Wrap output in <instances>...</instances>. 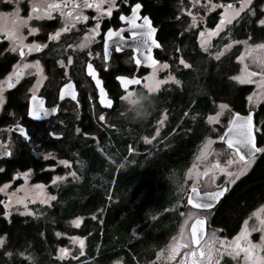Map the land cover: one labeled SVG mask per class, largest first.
Here are the masks:
<instances>
[{"label": "trees", "instance_id": "obj_1", "mask_svg": "<svg viewBox=\"0 0 264 264\" xmlns=\"http://www.w3.org/2000/svg\"><path fill=\"white\" fill-rule=\"evenodd\" d=\"M176 2L161 0L153 13L160 24L159 38L168 49L161 59L167 60L169 69L181 83L165 85L155 92L158 103L146 121L125 123L119 118L116 100L114 109L107 112L106 121L96 119L97 113L90 106L79 121L70 117L69 127L60 139L47 136L42 123L31 127L33 140L46 143L47 149L73 162L77 176L58 187L51 186L56 200L50 205L34 206L35 215L14 213L5 217L4 203L0 204V237L5 241L0 246V264H112L117 259L124 264H146L175 232L179 213L171 207L177 200L176 187L198 148L212 133L207 116L216 112L219 103L228 104L234 112L254 110L248 105L253 85L231 79L239 68V50L234 48L219 60L202 50L196 32L182 28ZM234 27L232 36L237 38L248 32L242 25ZM250 30L258 38L264 37V28ZM224 34L214 42H223ZM181 58L189 68L179 64ZM10 63L0 59V74L9 69ZM25 93L21 86L8 93L0 124H9L12 112L25 116ZM164 109L168 113L166 127L155 144H145L143 137L153 134V124ZM254 111L255 121L261 122V133L257 136L261 146L264 102ZM84 133L96 134L97 138H85ZM127 160L132 163L123 166ZM52 164L51 159L37 156L30 143L19 142L16 152L6 159L4 170L0 171V184L28 169L34 173L33 181L50 184L58 173L46 169ZM0 201L4 202L1 193ZM262 202L264 153L220 200L211 223L221 229L223 236L233 237L248 214ZM76 217L83 218L79 227L71 223ZM57 232L61 235L57 236ZM68 236L86 239L85 250L76 259L58 257V249L68 245ZM222 264L234 262L226 257Z\"/></svg>", "mask_w": 264, "mask_h": 264}, {"label": "snow or ice", "instance_id": "obj_2", "mask_svg": "<svg viewBox=\"0 0 264 264\" xmlns=\"http://www.w3.org/2000/svg\"><path fill=\"white\" fill-rule=\"evenodd\" d=\"M107 3V9L102 10L101 4ZM127 3V0H124ZM200 0H195L196 4H199ZM210 3V0H209ZM252 4V0H241L240 7L234 8L232 4H211V8H223L224 11L220 13L219 23L216 24L214 30H207L201 31L200 33V46L204 51H207L210 47V38L216 35L221 28L225 24H232L233 20L236 17L241 15L245 9ZM70 6V8H69ZM117 6L116 0H80L79 3L76 0H61L60 3H49L47 0H39V2L32 4V12L28 16V20L33 18L32 13H35L36 19H43L44 17L51 18V14L54 11H59L61 18L65 21V26L54 34L49 35V40H56L59 39L61 32H67L70 27H75L76 22L79 21H87L89 19L88 16L83 15L82 9L83 8H95L97 15L93 17L96 21L95 27L88 30L86 33L84 40L81 41L77 47L80 49L87 48L90 43L95 41V37L100 35V19L103 16H111L112 10ZM142 5L140 3H135L131 7V15H123L119 16V20L125 22L129 28L128 32L131 35V39L136 41L142 38V45L145 49L144 52V60L141 61L139 58L141 55V49L139 46H134L132 51L134 53L132 59L135 61L137 66L141 65L142 63L146 64L148 67H151L153 70L148 75L143 77V84L142 87L152 90L154 92L158 91L162 84L166 81H172L176 85H180L181 81L176 79L173 75L169 74L165 77L164 80H159L156 78L157 69H168L169 65L167 63L158 64L157 60L153 59V47L160 48V44L154 38V34L157 32V29L152 25L148 16H143L142 18L138 16V12L141 9ZM69 8V11L65 13L64 9ZM211 8L209 10H211ZM142 19L143 23H138V21ZM11 27L4 29L6 38L11 41L10 51L15 52L17 51V46L21 49L20 55L23 57L24 52L23 49L27 48L29 52H39L41 48L45 47L43 44H25L24 43V36L21 33V29L27 27V20L23 17L19 16V8L11 14ZM196 17H192V24L190 27H195ZM259 25L264 26V19L258 20ZM29 34H33L37 31L36 28H29ZM125 29L120 28L114 30L113 28L109 27L107 31L103 34V59L104 61L109 60V47L110 41L114 38L119 39L121 42L125 41V37L123 35ZM207 33V35H205ZM243 43L245 45V52L241 53L237 59L244 65L241 69V75L232 76L231 79L240 83H256L257 87L261 89V93L256 94L257 99L264 96V43L258 44H249L248 41H232V44ZM232 44H226L225 50L232 47ZM72 47V45H69ZM115 51L117 53L122 51V48L119 44L115 46ZM179 51V49H177ZM223 55V50L218 51L215 55L217 60ZM248 56L252 63L256 64V66L260 69L259 72H253L248 70V65L244 63L245 56ZM91 56V53H89ZM68 64L72 63V57H68ZM61 66H63V61H58ZM179 64L183 65L185 69L189 68L190 65L185 62L183 58L179 60ZM35 67L37 70V82L33 85L30 91L32 92V101L34 102L35 106H30L28 109V116L32 117L35 120H40L41 117L47 116L48 111L44 108V101L42 98H38L36 96V91L40 83L43 81V69L40 66L39 61H35L34 64H23L22 68H30ZM88 74L92 76L95 80L97 86L100 85L101 81L96 79V72L93 70L92 63H88L87 65ZM17 77L23 75L22 71L14 72ZM67 74V73H65ZM259 77L258 81H254L252 77ZM116 79L120 82V86L123 89L122 94L119 96V99L123 97V94L128 92L130 89L135 88L130 86L141 85V80L135 77L129 78L124 75L117 76ZM9 88L13 87L11 83L7 85ZM64 88L72 89L73 85L71 83L65 84ZM101 97H100V104L104 105L105 107L111 109L113 107V100L107 98L104 89H100ZM0 93H2V89H0ZM70 95L73 100L76 99V93L71 91L69 93H65L63 89L60 92V98L63 99L65 95ZM249 102L253 101V96L248 97ZM4 103L3 95L0 94V104ZM220 111L216 112L215 116L209 115L207 117L208 123L212 124H219L220 123V116L223 115V110L228 108L227 104L219 105ZM57 111L56 108H52L51 112L55 113ZM106 117L101 114L99 117L100 121H104ZM19 133L24 136L25 139H28V135L25 132V129L22 127L17 126ZM81 129L77 128L76 132H80ZM218 139L226 143L229 149L234 151L236 157L239 158V161L243 162L241 170L236 173L235 175L238 177L239 175L243 174L244 168L248 167L252 160L255 158L256 154L264 153V147H260L257 145L256 136L253 132V117L252 113L249 112L247 115L242 116L239 113H233L231 118L227 121V128L224 131L223 135H218ZM147 142V140H146ZM213 141L211 139H207L204 143L203 148L201 149V154L196 157L198 161L206 160L207 156L210 154V149ZM246 150V151H245ZM61 164L68 165L67 160H61ZM228 164L234 163L232 159L227 161ZM196 165H193V168L188 170L190 176H192ZM216 171H225L219 164L216 162L212 164L210 167H205L204 172L196 173L195 177L193 178V186L190 190V193L187 196V203L191 205L193 208H203L209 209L213 206L212 202L219 200L225 192L227 191L226 188H219L216 191L206 192L203 194L204 197H207V201L202 200L201 193L198 191L196 186V179L199 178L200 175L208 176L209 173H212V179L214 182L215 179V172ZM69 175L75 178V173H70ZM226 176H233L234 174L230 171H225ZM57 180H64V177H56L53 180V183H56ZM8 185H4L3 188H0V191H4ZM33 189L37 191V198L41 199V203L48 204L50 200H56V196H48L44 194V185H33ZM27 195V194H26ZM15 194L9 195V201L11 203H15L17 205L23 206V212L21 215H32V211L28 208L26 203V196L25 197H13ZM34 202V201H32ZM3 201H0V204H3ZM10 207V205H5V209ZM258 211H264V205H261V208ZM8 211L5 210L4 216H8ZM253 216H257V212L252 214ZM259 219V217H257ZM95 219V217H93ZM194 219V222L191 224V231L190 236L187 234L184 225L188 223V220ZM188 220L184 221V224L181 225L179 236L173 237L172 243L168 247V255L166 259L174 260L176 258V253L179 252L180 248L191 249L190 251H186L184 256L180 260V264H220V260L218 257L220 255H227L233 259L240 258L239 264H264V255H261V251L264 250V234L260 236V243L253 244L252 241L249 239V231L247 227H242L239 233L232 237L231 241L227 238L221 239L216 236L215 232L211 234L210 237L204 238V224L205 220L203 218H193L192 213L188 214ZM260 224L262 225L261 228L256 229L253 228L252 231H261L264 233V219L259 220ZM73 223L79 227V218H77ZM244 224L247 225L248 221L245 220ZM57 236H60L61 233L57 232ZM74 242H78L80 245V252L83 254V246L84 240L78 237L72 238ZM5 243L4 237H0V246ZM219 247H216V245ZM61 258L64 255L68 254L67 249H60ZM5 255H11V253H5ZM20 255H23L22 253ZM157 257H160V253H157Z\"/></svg>", "mask_w": 264, "mask_h": 264}, {"label": "rangeland", "instance_id": "obj_3", "mask_svg": "<svg viewBox=\"0 0 264 264\" xmlns=\"http://www.w3.org/2000/svg\"><path fill=\"white\" fill-rule=\"evenodd\" d=\"M20 2H21V0H10V3H12L13 5H12V7H7L5 5V1L0 0V32L1 31L3 32L4 29L11 27V22H10L11 21V14L17 9V7L19 8V16L22 17L21 16L22 9L20 7ZM252 2H253V0H252ZM211 4H230V3L228 0H210V3H209V0H200L199 4H196L195 0H177L176 5H175L176 10H177V18L181 21V26H183L182 28L186 32L187 31L196 32V38H197V42H198V45L200 48H201V46H200V40H201L200 33H201V31H204L205 29H207L209 31L214 30L216 27V24L219 23L220 13L224 11L223 8H211ZM240 4H241V2H240ZM251 5H249V7L247 9H245L243 12H241V15L239 17H241L244 12L249 11L251 17H253L252 21L259 25L258 20L264 19V2L261 3L260 8L257 10H254ZM233 6H234V8H237V9L240 7V5H233ZM210 8H211V10H209ZM214 13H215V16H212V14H214ZM193 16L196 17L195 27H190V25L192 24V17ZM239 17H236L235 19H237ZM234 20H233V22H234ZM233 22H232V24H233ZM232 24H225L216 35H214L210 38L211 47L207 50V52H209L212 56L215 57L216 53L218 51H221V50H223V55H224L226 53H229L234 48L235 49L237 48L239 50V54L237 55V57L240 56L241 53H244L245 52V45L243 43L232 44L233 40H235V41H248L249 44L264 43V37L258 38L256 35H253L252 30H247L248 31L247 35H246L247 37H245V38H241V37L237 38L235 36H232V32H233V29L231 26ZM259 26L261 28H264V26H261V25H259ZM256 29H259V28H256ZM229 30H230V32H229ZM223 32H226V34H224L225 40L223 42L218 41V44H216L214 42V40L216 38H218ZM21 33L24 36V42H27L29 39L28 38V35H29L28 30H25V27H24L21 29ZM205 35H207V33H205ZM9 43H11V41H9ZM226 44H232V47L225 50ZM237 61L239 62V68H238L237 73L234 76L241 75V69L244 66L238 59H237ZM34 62L35 61L30 60L29 58H22L21 59L18 57V61H17L16 65L14 66V69L12 70V72L8 76L0 79V89H2V93H0V94L3 95V99H4V103L0 104V116L3 112V106L6 102V93H7V89L9 88L7 86L8 83L15 85L16 83H18L21 80L31 79L33 84L30 86V88L27 92L26 98H28V96H30L32 94L30 89H32L33 85H35L37 82V78H38L37 77V70L35 67L22 68V65L25 63L32 65V64H34ZM163 63H167V62H158V64H163ZM244 63L248 65L249 71H253V72L254 71H256V72L260 71V69L256 66V64L252 63L247 55L244 58ZM18 70L22 71L23 75H20L19 77H17V75H15L14 72H16ZM152 70L153 69H151L149 71L148 75L152 72ZM169 74H171L175 77L174 73H172L169 68L168 69H162V70L157 69L156 78L159 80H164L165 77L168 76ZM252 79L254 81H258L259 77L258 76L252 77ZM41 83H40V85H41ZM172 83H174V82L166 81L164 84L161 85L160 89L162 87H164L165 85L172 84ZM245 84L253 85V90L248 95V97L253 96V101L249 102V100H248V105H249V109H255L256 110L258 108V106L262 102H264V96L257 99L256 94L261 93V89L257 87L256 83H245ZM40 85H39V87H40ZM39 87H38V90H39ZM38 90L36 91V94H37ZM221 104H226V103H219L217 105L216 112L220 111L219 105H221ZM216 112L212 113L210 115L215 116ZM233 113H235V112L228 105V108L223 110V115H221L219 118L220 123L219 124H215V123L210 124L212 126V133L209 136H207L206 139L204 140V142L200 145L196 155L193 158V161H192L190 167L186 170L183 179L181 180V182L178 183V185L176 187V189H177V192H176L177 200L175 201V203L173 204V206L171 208L174 210H178V213H179V220H178L177 228H176L175 232L168 238V240L165 242V244L162 245V247H160L157 250L155 258L146 264H180V260L184 256V253L186 251H190L191 250L190 248L189 249L180 248L179 252L176 253V258L174 260H168V259H166V257L168 255V247L172 243L173 237L179 236L181 225L184 224L185 220H188V214L192 213L193 218H196L199 215H205L207 217V219L210 221L212 213H207V212L201 211L197 208H193V207L187 205V203H186V194L189 191V189L193 186V178L195 177V174L197 172L202 174L204 172V169L206 166L210 167L212 164L219 162L220 166L222 168H224L225 171H230L234 175L229 177V176L225 175V171H216L215 172V179L213 182L212 173L210 172L208 176L200 175L199 178L196 179V186L200 187L202 190L212 189V188L217 187V186L222 185V184H227L230 186V185H233L243 175H245L252 168V166L257 161L259 156L262 154V153H258L255 156V158L252 160L251 164L248 167L244 168L243 174L239 175L238 177L235 175L236 173H238L241 170L243 162L239 161V158L235 156L234 151L232 149H229L226 145L221 143V141L218 139V135H222L224 128L227 126V121L231 118ZM99 117H100V115H99ZM167 119H168L167 109H164V111L161 112V114L157 117L156 121L153 124V127H154L153 134L143 137V142L145 144L153 145L156 143L155 140L158 137H160L161 132L164 130V128L167 125V122H168ZM106 120L107 119H105L104 121H106ZM207 122H208V120H207ZM83 136L85 138H88V139L97 138L96 134H90V133H84ZM207 139H211L213 141V143L211 145V149H210V154L207 156L206 160L198 161L196 159V157L201 154V149L203 148L204 143ZM146 140H147V142H146ZM18 144H19L18 139H16L13 136L11 124L10 125L0 124V149L7 146L10 149L11 154H14L16 152V148H17ZM30 147L36 152V154L38 156L42 157L45 160L51 159L53 161L52 165L47 166V169L58 171V173L53 176V180L56 177H64V180H62V181L57 180L56 183H53V180H52L50 184H46L44 182L33 181L34 173L32 170L18 171V173L15 175V178L13 180L5 182L3 184H0V188H3L4 185H8V187L4 191H0V193L3 196L4 206L10 205V207H8L6 209L9 213L8 216H10L11 214H14V213L21 214V212H23V206L17 205L15 203H11L9 201V195L10 194H15L13 199H15V197H25L26 196L27 206L32 211V215H35L34 206H36V205H50L52 203V200H50L48 204L41 203V199L37 198V191L38 190L33 189V187H32L33 185H37V184L44 185V190H43L44 194H46L48 196H56L55 193L51 192V186L58 187V185H61L62 183L67 181L68 178H74L73 176L69 175L70 173H75V178L77 176L73 162L67 160L69 162L68 165L61 164L60 161L66 160V159L59 157L55 153L49 152V150L42 149L41 147L38 146L37 142H35V141L30 142ZM260 147H264V144L261 145ZM130 150H131V152L134 151L133 148H131ZM229 159H232L234 161V163L228 164L227 161ZM130 163H132V162L130 160H127L123 164V166H126L127 164H130ZM193 165H196V168L194 169L192 176H190L188 173V170L193 168ZM32 201H34V202H32ZM261 205H264V202L259 204L256 208H254L248 214V216L244 219V221L245 220L248 221V224L245 225L244 221H243L242 226H241V228L247 227V229L250 233L249 239L252 241L253 244L260 243V236L262 234H264L258 230L252 231L253 228L259 229L262 227L259 220L264 219V211H258L261 208ZM254 212H257V216L252 215ZM153 217H155V216L152 214V218ZM257 217H259V219ZM77 218H79V223L82 224L83 218L76 217V218L71 220V223L73 225H75L73 223V221H75ZM193 220L194 219L188 220V223L186 225H184L186 232L189 236H190V225H191ZM239 231H238V233H239ZM213 232H215L216 236L221 238V239L227 238L229 241H231V239H232V237L223 236L221 234V229L219 227L214 226L212 223H210L206 238L210 237ZM236 235H234V236H236ZM73 237H78V238L84 240V246H83V252H84L85 247H86L85 237L83 238L82 236H68V238H69L68 245L64 246V247H60L58 249V257L61 258V253L59 251L60 249H67L68 250V254L64 255L63 258L71 257V258L76 259L82 255L80 252V245L78 242L73 241V239H72ZM216 247H219V245L217 244ZM157 253H160L159 258L157 257ZM261 255H264V250L261 251ZM226 257H228V256L227 255H220L218 257V259L220 260V264H222L224 262V259ZM229 258H231V257H229ZM231 259L233 260L234 264H239L240 258H236V259L231 258ZM112 264H124V262L122 259H117Z\"/></svg>", "mask_w": 264, "mask_h": 264}, {"label": "flooded vegetation", "instance_id": "obj_4", "mask_svg": "<svg viewBox=\"0 0 264 264\" xmlns=\"http://www.w3.org/2000/svg\"><path fill=\"white\" fill-rule=\"evenodd\" d=\"M4 1L7 7H12L13 4L10 3V0H4ZM160 1L161 0H127V3H125L124 0H116L117 6L113 8L112 15L110 17L103 16L101 17L99 21L100 26H101L100 35L96 36L95 41L93 43H90L87 48L80 49L77 47V45L81 41H83L86 33H88V30L95 27L96 21L93 19V17L97 15L95 8H83L82 9L83 15H86L89 17L87 21L76 22L75 27H70L67 32H61L59 39L49 40L48 39L49 35L54 34L56 31H58L59 29L65 26V21L63 18H61L60 12L54 11L51 14V18L44 17L43 19H39V20L35 18L36 14L32 13L33 18L28 20L27 18L29 14L32 12V4L39 2V0H21L20 2V7L22 9L21 16L27 20V27H25V30H28L29 28L37 29L35 33L28 35L29 39L27 38L28 41L24 43L25 44H33V43L43 44L45 45V47L41 48L39 52H29L28 49L25 48L23 49L24 56L22 57L20 55L21 49L19 48V46H17V51L15 52H12L9 50L11 43H9V40L6 38L5 32L1 31L0 32V59H7L11 63H10L9 69L3 74H0L1 75L0 79L8 76L12 72V70L14 69V66L16 65L18 61V57L21 59L29 58L30 60H33V61H39L40 66L43 69L44 80L42 81L36 95H39L41 98L45 99V105L47 107H53V106L58 105L59 112L57 115H52L50 117H47L41 120L30 119L27 115V110L29 106V99L32 94L28 96V98H26V95H27V92L30 86L33 83L31 79H24V80L19 81L18 83L13 85V87L7 89L6 101H7L8 93L11 90L17 88L18 86L24 87L26 89L24 101L26 102V105H27L25 116L12 112L11 121L7 125L11 124V128H12V125L15 124L16 122L22 123L26 127L29 138L25 139L24 136L14 133L12 131L13 136L16 139H18V141L21 144H23L24 142H28V143L33 142L34 140L32 137L31 127L34 126V123H42L44 129L47 132V136L52 137L54 139H60L61 137H57L54 134H60L62 136L66 128L69 127V118L75 117L76 120L79 121L83 116L84 110L88 108L89 106L92 108L93 113L95 114L97 113L95 115L96 119H99V115L101 114H103L106 117L107 112H110L114 109L116 105L115 101L119 100V96L123 92V89L120 86V82L116 79L117 76L124 75L129 78L135 77L137 79H140L141 85L130 86V88L131 87L142 88L143 77L147 76L149 71L152 68L146 67L145 65L137 66L135 64V61L132 59L134 55L132 49L134 46H138L139 43L140 45H142V38L136 41L132 40L131 35L128 32L129 26L125 22L120 21L119 16L121 14L131 15L132 5H134L135 3H140L142 7L138 12V16H140L141 18L143 16H148L150 21L152 22V25L157 29V32L155 34L156 40L160 42L161 47L153 48V55L157 59V62H167V60L161 59V55L162 56L166 55L165 51L166 50L168 51V49L164 48L162 40L159 38L160 24L155 19L154 13H153L154 7L160 6ZM228 1L232 5H240V2H241V0H228ZM47 2L60 3L61 0H47ZM76 2L79 3L80 0H76ZM263 2L264 0H253L251 6L254 10H257L260 8L261 3ZM107 7H108V4L106 2L101 4L102 10L107 9ZM69 8L64 9L65 13L69 11ZM252 18L253 17H251L249 11L244 12L242 16L235 19L233 24L231 25L233 26L232 27L233 31L235 30L234 26L237 24L242 25L245 28V30H250L252 28L261 29V27L258 24L252 21ZM138 23H143V20L140 19ZM109 27L113 28L114 30L124 28L125 31L123 35L125 37V41L121 42L119 39H116V38L110 41L109 60L104 61L103 59V34L107 31ZM246 35H247V32H246ZM246 35L241 38L247 37ZM117 44H119L122 48V51L119 53L115 51V46ZM69 45H72V47H69ZM144 52H145V49H143V53ZM89 53H91V56H89ZM69 56L72 57L71 64H68L67 62ZM167 57L168 56H165V59H167ZM58 61H63L64 62L63 66H61V64H59ZM88 63H92L93 69L97 71L98 77L102 79L104 88L108 92V96L114 100V106L110 110L103 109L99 104L98 89H97L95 82L92 79V76L88 74V70H87ZM68 83H71L73 86H75V89L77 90L76 100H73L70 97H64L63 99L60 98L61 87ZM5 105H6V102L3 106V112H4ZM97 109H99V111H97ZM260 126H261V122L256 121L255 130H256L257 136H258V133H261L260 132L261 130L259 128ZM145 136H148V135H145ZM37 144L42 149H46V150H49V152L51 153L57 154L54 150L47 149L48 147L45 145L46 143L44 144L39 141L37 142ZM6 147L7 146H5L4 148ZM11 156L12 154L10 151L9 157ZM9 157L0 158V171L4 170L5 161ZM47 160H50V159H47ZM251 169L248 172H250ZM28 170H32V169H28ZM233 185L229 186L227 184H222V185H219L217 187H214L208 190H202L200 187L198 186L197 187L200 188V190L202 191H209V190H214L217 188L226 187L227 193H228L231 190ZM215 208L216 206L209 210H201L207 213H212L210 221L208 220L209 222L208 229H209L210 223L212 222V217H213ZM207 233H208V230H207Z\"/></svg>", "mask_w": 264, "mask_h": 264}, {"label": "water", "instance_id": "obj_5", "mask_svg": "<svg viewBox=\"0 0 264 264\" xmlns=\"http://www.w3.org/2000/svg\"><path fill=\"white\" fill-rule=\"evenodd\" d=\"M156 34V33H155ZM154 34V38L156 39V35ZM157 42L160 44V42L157 40ZM138 46L140 47V49H141V55H140V59H141V61H143L144 60V53H143V49H144V47L142 46V45H140V43L138 44ZM160 47H161V45H160ZM153 48H155V47H153ZM152 55H153V52H152ZM153 59H155V60H157L156 58H155V56L153 55ZM141 65H145L146 67H148L146 64H144V63H142ZM149 68H151V67H149ZM94 70V69H93ZM95 71V70H94ZM96 72V79H99L100 81H101V83H100V85L99 86H97V84H96V82H95V80L93 79V81L95 82V84H96V86H97V89H98V95H99V98H98V101H99V104H100V97H101V92H100V89L101 88H103L104 89V92L106 93V95H107V98H110L109 96H108V92H107V90L104 88V85H103V82H102V79H100L99 77H98V73H97V71H95ZM61 89H63L64 90V92L65 93H69V92H71V91H74L75 93H76V99H77V90L75 89V86H73V88L72 89H66V88H64V86H62L61 87ZM61 89H60V92H61ZM38 98H41L39 95H36ZM64 97H70L71 98V96L70 95H65ZM43 99V101H44V108L48 111V115L47 116H43V117H41V119H44V118H47V117H50V116H52V115H57L58 114V112H59V106L58 105H56V106H53V107H47L46 105H45V99L44 98H42ZM75 99V100H76ZM111 99V98H110ZM113 100V99H112ZM30 106H32V107H34L35 106V104H34V102L32 101V95H31V97H30V99H29V106H28V109H29V107ZM100 106L103 108V109H108V110H110L109 108H107V107H105L104 105H101L100 104ZM113 106H114V100H113ZM52 108H56L57 109V111L55 112V113H52L51 112V109ZM113 108V107H112ZM111 108V109H112ZM249 112H251L252 113V117H253V132H254V135L256 136V142H257V145H258V141H257V135H256V130H255V126H256V121H255V111L254 110H251V111H249ZM249 112H247V113H239V112H235V113H239L240 115H242V116H245V115H247ZM27 113H28V110H27ZM28 115V114H27ZM30 119H32V120H35V119H33L32 117H30V116H28ZM40 119V120H41ZM17 126H19V127H22V128H24L25 129V132L27 133V130H26V127L22 124V123H20V122H16L15 124H13L12 125V131L14 132V133H17V134H20L19 133V131H18V129H17ZM226 128H227V126L224 128V130H223V132H222V135L224 134V131L226 130ZM21 135V134H20ZM27 135H28V133H27ZM55 136H57V137H61V135L60 134H54ZM28 138H29V136H28ZM224 145H226V143H224L223 141H221ZM227 146V145H226ZM259 146V145H258ZM246 151V150H245ZM257 155V154H256ZM10 156V149L8 148V147H6V148H3V149H1L0 150V158H2V157H9ZM192 188V187H191ZM191 188L189 189V191L187 192V194H186V201H187V196H188V194L190 193V190H191ZM198 188V187H197ZM222 188H226V187H222ZM219 188H217V189H214V190H209V191H202V190H200V188H198V191L201 193V197H202V200H204V201H207V197H204L203 196V194L204 193H206V192H211V191H216V190H218ZM227 189V188H226ZM226 193H227V191L225 192V194L222 196V197H220L219 198V200H217V201H215V202H212L213 203V206L211 207V208H209V209H212V208H214L215 206H217V204L220 202V200L226 195ZM189 205V204H188ZM189 206H191V205H189ZM192 207V206H191ZM209 209H203V208H200V210H209ZM197 217H199V218H203L204 220H205V224H204V238H206V235H207V230H208V224H209V222H208V219H207V217L205 216V215H199V216H197ZM196 217V218H197ZM194 222V220L192 221V223ZM191 223V224H192ZM190 231H191V225H190Z\"/></svg>", "mask_w": 264, "mask_h": 264}, {"label": "clouds", "instance_id": "obj_6", "mask_svg": "<svg viewBox=\"0 0 264 264\" xmlns=\"http://www.w3.org/2000/svg\"><path fill=\"white\" fill-rule=\"evenodd\" d=\"M155 92L147 88H132L119 99V118L134 125L146 121L156 108Z\"/></svg>", "mask_w": 264, "mask_h": 264}]
</instances>
